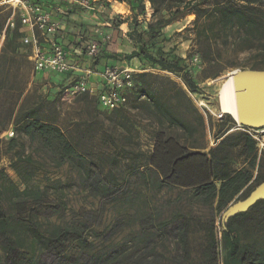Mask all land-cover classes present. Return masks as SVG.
<instances>
[{
  "label": "rangeland",
  "instance_id": "374dc122",
  "mask_svg": "<svg viewBox=\"0 0 264 264\" xmlns=\"http://www.w3.org/2000/svg\"><path fill=\"white\" fill-rule=\"evenodd\" d=\"M37 1L58 22L66 24L62 25L68 32L67 36L74 38V45L70 42L67 48L78 45L83 52L91 40H101L102 37L95 32L100 29L111 39L102 45L98 57L112 55L111 59H117L116 62H124L136 49L128 36V24L125 23L127 27L124 26L122 30L117 23L131 22L136 13L139 15V31H143L152 21V8L147 0H133L132 9L127 4L120 6L119 2L113 0H94L96 11L93 13L62 4V14L56 10L53 0H30ZM142 3H145V10L139 14ZM0 13L7 16V23L15 15L16 27L20 26V31L25 32L20 23V12L15 11L10 4H5V0H0ZM195 18L194 15L186 16L166 28L162 49L164 53L183 59L182 65L198 90L191 93L181 77L157 68L144 67L134 60L131 65L138 72L135 83L140 94L131 96L129 105L119 112L96 109V94L90 95L93 100L89 101H85L84 96L66 97L62 92L63 85L81 73L73 71L64 79L54 73L36 72L31 58L32 49L21 39L18 40L17 57L10 49L3 64L11 70L12 75L16 74V63L22 64L19 81H27L25 93L28 98L24 109H39V119L72 136L80 150L89 151L93 156L97 154V158L93 157L92 160H100L106 172L112 166L113 159H117L116 175L120 191H117L115 200V196H97L88 187L85 175L75 163L58 164L45 151L40 140L22 136L18 138L16 148H12L10 140L17 137L16 131L9 122L6 123L11 95H15L12 92L0 97V174L4 172L20 191L28 187L40 189L47 195L45 197L49 202L61 208L59 215L72 228L82 230L84 238L88 239V246L85 245L87 249L103 255L117 252L123 264H128L129 255L139 254L148 243L165 256L166 264H176L173 257L181 253L182 247L177 238L172 237H176V227L180 224H188V247L191 253L188 264H207L211 261L208 250L211 232L221 242L222 214L215 210V205L211 207L204 200L194 198L191 190L160 187L158 176L148 165L160 133L175 138L191 151L208 154L211 159L212 152L229 135L253 134L257 145L260 141V136L256 137L247 128H240L230 115L220 111L218 94L221 83L231 73L264 67V50L259 47L264 44V38L256 32L247 35L246 25L241 28L232 26L230 19L221 12L207 15L198 25L195 24ZM104 23L110 25L102 26ZM71 51V63L78 64L79 68L95 70L106 63L104 59L96 67L95 59L83 55L79 60L74 49ZM196 57L198 62L193 61ZM9 59H15V64ZM91 83L95 91L101 85L97 76L91 77ZM155 101L171 106L176 115L188 123L191 131L169 125L155 110ZM11 133L14 135L11 136ZM258 154L260 161L263 152L258 151ZM226 155L228 160L226 167H223L228 171L249 167L246 157L241 156L240 148H228L217 153L219 157ZM15 164L22 167L21 174L17 173ZM138 166V171H131ZM253 172L254 181L258 175L264 174V167L256 168ZM3 181L0 178V188L4 185ZM255 186L256 183H253L252 187ZM9 212L16 215L17 209L9 205ZM248 213L247 219L240 221L242 239L254 248L261 249L264 247V200ZM147 219H152L153 224L142 231ZM51 220L57 222L58 218ZM140 238L142 241L139 242ZM70 250L77 253L84 248L72 244ZM224 256L225 252L219 243L215 263L222 264ZM107 261L111 259L104 258V262Z\"/></svg>",
  "mask_w": 264,
  "mask_h": 264
},
{
  "label": "trees",
  "instance_id": "16d2710c",
  "mask_svg": "<svg viewBox=\"0 0 264 264\" xmlns=\"http://www.w3.org/2000/svg\"><path fill=\"white\" fill-rule=\"evenodd\" d=\"M113 1L127 4L132 9L133 0ZM147 1L152 8V21L147 24L146 29L139 31V15L136 13L131 22L117 23L118 28L125 23L128 24V36L136 45V49L124 62L131 65L134 60H137L144 67L157 68L175 74L182 78L191 93L196 92L198 87L185 71L182 65L183 59L164 53L162 49L166 28L189 15L196 17L195 24L198 25L207 15L221 12L225 18L230 19L232 26L241 28L246 25L247 35L256 32L264 38V0ZM142 4L139 14H143L145 10V3ZM7 19V16L0 13V97L10 92L15 94L11 95L10 112L7 113L8 121H6L13 126L17 136L10 140L11 147L16 148L19 144L18 138L22 136L40 140L45 151L47 150L58 164L75 163L85 175L88 187L97 196L105 198L115 196L113 199L115 200L117 191H120L119 178L116 175V167L119 164L117 159H113L112 166L108 167L106 172L100 160H96L98 164L92 160L93 157L97 158V154L93 156V153L89 151L80 150L77 143L73 142L72 136L59 127L39 119L37 115L39 109L34 107L24 109L28 98L25 93L27 81H19L22 64L16 63L17 67L14 66L15 75H12L11 70L3 65L10 49L17 57L18 40H22L24 34L18 25L14 30L6 28ZM259 47L264 50V44H260ZM107 56L97 57L94 66L97 67L104 59L112 58V55ZM9 61L13 64L16 62L15 59H9ZM253 70H264V67L253 68ZM136 78L138 74L135 75V80ZM21 82H24V85H20ZM134 94L135 97L140 94L138 86L131 96ZM82 96L85 101L93 100L88 94ZM14 97H16L15 101ZM141 97L142 95L139 98ZM153 104L155 110L169 125L179 126L186 132L191 131L188 123L180 119L171 106L160 101H155ZM94 105L96 109H101L98 101ZM119 111L120 109L114 112ZM228 148H240L241 156L246 157L249 167L233 172L225 169L228 156L219 157L217 153ZM212 155L211 159L206 153L191 151L175 138L160 133L156 138L148 165L158 176L160 187L191 190L194 198L204 200L211 207L215 205V210L223 214L232 203L239 200L240 196L245 199L264 182V174L258 175L253 181V171L264 167V152L259 161L257 142L247 133H238L225 137ZM139 168V166L134 167L131 171H138ZM15 169L18 174H21L23 170L18 164H15ZM0 178L4 180V185L0 188V264H123L117 252L103 255L91 251L90 248L87 249L88 239L84 238L82 230L72 228L70 223L59 215L61 208L49 202L45 197L47 195L40 189L28 187L20 191L7 179L4 172L0 174ZM253 183H256L255 187H252ZM260 203L261 201L252 209ZM9 205L15 206L16 215L9 212ZM248 215L247 212L231 218L226 225L227 229L221 231V242L218 241L216 234L211 232L208 246L211 261L207 264H217L215 260L219 243L225 252L222 264H264V247L254 248L242 239L240 221L247 219ZM55 217L58 221L52 222L51 219ZM151 223L153 224V220L147 219V223L143 224L141 230L148 229ZM176 229V237L172 238H177L182 249L181 253L173 257V260L176 264H188L191 256L188 247V224H180ZM72 244L84 250L73 253L75 250H70ZM104 258H109L111 261L105 263ZM129 259L128 264H166L165 256L149 243L139 254L129 255Z\"/></svg>",
  "mask_w": 264,
  "mask_h": 264
},
{
  "label": "built area",
  "instance_id": "2783aa9c",
  "mask_svg": "<svg viewBox=\"0 0 264 264\" xmlns=\"http://www.w3.org/2000/svg\"><path fill=\"white\" fill-rule=\"evenodd\" d=\"M5 4H10L15 11L20 12V23L25 30L22 42L32 49L31 58L36 72H48L66 77L73 71L80 72L81 75H78L76 79L72 81L70 78L63 85L62 92L66 97L76 98L86 94L91 96L96 94L99 107L106 112H114L127 107L129 98L136 89L135 75L138 73L132 65L117 61L101 69L98 68L99 66L95 70L79 68L78 64L71 63V54L64 45L54 39L59 32L65 31L63 27L65 23L58 22L56 17L40 3H33L30 0H5ZM53 4L61 14L64 13L62 4L82 9L88 13L96 11L94 0H53ZM14 16L9 19L6 28L9 27L11 30L16 28ZM95 32L102 37L101 40H91L83 52L78 47L75 54L79 56L77 57L79 60L83 58V55L96 60L102 45L111 39L110 35L102 33L100 29H96ZM45 41L50 46L47 50L42 47V42ZM193 61L198 62V58H194ZM92 76L99 77L101 82L97 91L92 88ZM239 127L245 128L240 124ZM247 129L254 132L256 137L260 136L257 147L259 153L264 152V130ZM13 135L11 133V136ZM250 136L255 139L253 134Z\"/></svg>",
  "mask_w": 264,
  "mask_h": 264
},
{
  "label": "water",
  "instance_id": "95a60500",
  "mask_svg": "<svg viewBox=\"0 0 264 264\" xmlns=\"http://www.w3.org/2000/svg\"><path fill=\"white\" fill-rule=\"evenodd\" d=\"M239 123L250 129H264V70H237L233 77ZM264 200V182L259 184L243 200L232 203L222 214V227L228 221L247 213L258 202Z\"/></svg>",
  "mask_w": 264,
  "mask_h": 264
},
{
  "label": "bare ground",
  "instance_id": "6f19581e",
  "mask_svg": "<svg viewBox=\"0 0 264 264\" xmlns=\"http://www.w3.org/2000/svg\"><path fill=\"white\" fill-rule=\"evenodd\" d=\"M235 72L231 73L229 77L221 83L219 88V108L223 114H228L237 123H239L238 109L235 97L234 89V77Z\"/></svg>",
  "mask_w": 264,
  "mask_h": 264
},
{
  "label": "crops",
  "instance_id": "0c3cea01",
  "mask_svg": "<svg viewBox=\"0 0 264 264\" xmlns=\"http://www.w3.org/2000/svg\"><path fill=\"white\" fill-rule=\"evenodd\" d=\"M118 3V2H117ZM120 6H124V3H118ZM73 16V15H72ZM71 16V17H72ZM123 18V17H122ZM102 26H108V25H110L109 23H104V24H101ZM101 25H99V26H101ZM124 26H126L127 27V25L126 24H124V25H122L120 28L123 30V28H124ZM171 27H172V25H170ZM169 26V27H170ZM174 26V25H173ZM66 33V35H65V33ZM67 34H68V32H66V31H62V32H59L55 37H54V39H56L57 41H59V42H61L63 45H64V47L69 51V52H71L72 53V51H71V49H74V53H75V51H77V49H78V45H75V46H69L68 48H67V44H69L70 42V44H73L74 45V42H73V37H71V36H67ZM78 40V39H77ZM42 47L45 49V50H47L50 46H49V44L45 41V42H42ZM106 63L105 64H101L100 66H99V68L101 69V68H103L104 66H106V64L108 65V64H110V63H112V62H116V60L115 59H105L104 60ZM62 77H64V79L66 78V76H62ZM60 79V78H59Z\"/></svg>",
  "mask_w": 264,
  "mask_h": 264
}]
</instances>
